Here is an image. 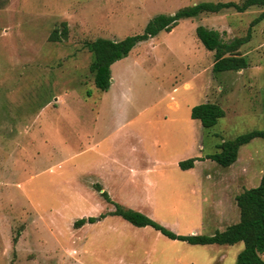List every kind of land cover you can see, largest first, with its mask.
Masks as SVG:
<instances>
[{
	"label": "rangeland",
	"instance_id": "1",
	"mask_svg": "<svg viewBox=\"0 0 264 264\" xmlns=\"http://www.w3.org/2000/svg\"><path fill=\"white\" fill-rule=\"evenodd\" d=\"M220 1L225 0H0V264H143L121 262L127 260L120 251L91 248L86 232L72 239L71 217L77 207H83L75 198L73 183L91 163L102 161L89 146L108 135L117 140L122 130L131 132L134 140L139 134V109L162 101L159 108L178 104L187 80L191 81L197 67L211 61L213 53L200 42L201 50L194 49L200 25L194 26L195 18L183 20L173 32L140 42L133 50L139 60L130 55L113 64L112 90L103 92L94 84L93 55L86 44L98 38L121 41L141 35L160 14ZM257 10L235 21L238 32L233 39L247 36L261 14ZM255 29L251 41L241 48L249 61L247 69L202 76L212 81L208 101H217L226 111L202 141V155L216 153L224 141L264 131V20ZM56 30L67 32L59 42L52 41ZM175 82L182 87L171 100L166 95ZM124 93L127 100L115 105ZM124 122L128 126L122 129ZM108 145L101 150L108 152ZM117 148H112L113 153ZM148 153L152 154L151 148ZM126 155L134 159L130 152ZM239 155L235 168L245 170L241 192L251 185L258 188L264 175V139L253 140ZM218 173L209 168L206 176L225 177ZM202 191L198 201L204 217L198 235L207 236L220 222L216 212L222 210V187L206 182ZM244 247L243 243L220 247L228 252L225 264L237 262L233 256ZM188 248L186 262L215 260L214 252ZM143 252H139L140 260ZM180 255L178 250L171 251L169 260L177 261ZM169 260L161 252L155 256L156 264Z\"/></svg>",
	"mask_w": 264,
	"mask_h": 264
},
{
	"label": "crops",
	"instance_id": "2",
	"mask_svg": "<svg viewBox=\"0 0 264 264\" xmlns=\"http://www.w3.org/2000/svg\"><path fill=\"white\" fill-rule=\"evenodd\" d=\"M220 2L228 3L230 0ZM257 9H261V14L264 12L263 7L253 6L245 12L226 9L220 13L201 14L195 18L194 26L197 27V24H199L208 29L216 30L225 36L226 41H230L238 32L235 21L246 14H257L259 11ZM256 26L253 28V35L257 31ZM197 41H195L194 49L201 50L199 42H202L199 39ZM133 50L130 55L139 60V54L133 53ZM212 57L211 61L209 59V63L196 68L195 73L193 72V76H191V81H184L186 82L183 87L185 93L178 104L159 108V105L164 103L162 101L156 106L141 107L139 109V134L135 135L134 140L133 136H130L131 132L127 131L125 133L122 130L117 140H111L113 138L108 135L88 147V150L96 151L102 161L91 163L86 173L74 180L73 184L77 195L75 198L83 207H77L71 217L69 231H74L72 234L73 240L86 232L88 246L103 251H120V255L126 257L127 260L121 262L156 264L155 256L159 252L169 260V252L178 250L182 255L178 257L177 261L172 259L166 261V264L198 263L185 261L186 258L189 259L187 255L188 252H191L189 250L191 248H188V245L191 244L172 240L149 226L136 227L120 216L111 215L116 207L102 197L97 190V186H100L103 192H107L113 202L148 216L177 235L189 236L194 233L198 235L199 230L203 228V222L200 219L204 217V209L201 207V201L198 200L203 198L202 189L204 184L206 182L220 184L222 191L219 192L221 196L219 203L222 210L216 212L220 222L216 231L207 236H212L219 231L223 232L228 227L240 222L238 221L240 210L236 197L245 190L241 192L240 185L245 170L241 172L240 169L235 168L240 163V155L235 164L227 168L223 167L226 170H221L218 163L207 159L210 155L201 154L204 149L202 141L208 131L203 128L199 120L191 117L192 109L195 106L211 102L207 98L211 93L212 81L208 78L203 79L202 76L211 71L213 72L214 60L212 59H214V53ZM181 84L175 82L170 85L168 90H171V88L173 90L166 97L172 100L173 94L180 92ZM111 88L108 92L112 90ZM127 98V94L124 93L122 100H115V105L124 103ZM197 98L200 101L189 105ZM211 103H217V101ZM121 108H124V106H121ZM144 124H146V127ZM125 126H128V122H124L120 128L123 129ZM106 143H109L108 147L110 149L108 148V152L101 150V147ZM146 145L148 146L146 147ZM116 147L118 148L113 153L112 148ZM148 148H151L152 154L148 153ZM127 152L131 153V156L134 157L133 160L127 158ZM116 153L119 154L116 155ZM122 155H124L123 159L120 158ZM190 158H201V160L195 163L194 168L182 170L180 163ZM201 168L203 169L202 172ZM209 168L218 170V175L224 173L225 177H221L219 180H214L213 175L207 177L206 172L209 173ZM251 186L249 189L256 188L253 187L256 185ZM192 210L195 211L194 214H192ZM88 218H97V221L87 223L80 228L74 226L77 221ZM192 219L196 220L193 224ZM182 229L186 230L185 233L182 232ZM48 231L54 233L52 229H48ZM82 241L84 240L82 239ZM191 246L202 247L205 249L203 251L214 252L215 260L213 262H202V264H225L228 252L220 247H233L235 245ZM217 249H221L222 252H217ZM141 251H144L145 257L142 255L140 260L139 252ZM242 251V248H240L233 256V260L234 258L238 260V256ZM128 252L131 256L130 259H127ZM133 253H135V259H133ZM71 254L74 256L75 251ZM71 254L68 253V255ZM71 261L82 262L73 259ZM232 264H237V262H232Z\"/></svg>",
	"mask_w": 264,
	"mask_h": 264
},
{
	"label": "trees",
	"instance_id": "3",
	"mask_svg": "<svg viewBox=\"0 0 264 264\" xmlns=\"http://www.w3.org/2000/svg\"><path fill=\"white\" fill-rule=\"evenodd\" d=\"M253 6L264 8V0H244L242 4L235 2H203L182 8L173 15L160 14L156 16L149 22L141 35L129 36L121 41L98 38L95 41L88 42L86 46L93 55L90 70L94 76V84L103 92L109 91L112 86L111 67L113 64L127 58L140 42L153 39L162 32H172L183 20L197 18L205 13H220L226 9L245 12ZM263 20L264 12L252 22L247 36L235 38L231 41L224 40L223 34L216 30L204 26H199L196 29L198 39L208 51L214 53V74L239 72L249 67V61L242 56L241 48L251 41L252 29ZM66 35L65 30H56L52 36V41L59 42ZM191 116L193 119L199 120L206 131H210L226 116V111L218 103L207 102L195 106L192 109ZM259 138L264 139V131L254 130L234 140L224 141L219 147L220 151L208 156L207 159L218 163L224 168L230 167L238 161L240 149ZM199 160L201 158L188 159L181 162L180 167L182 170L192 169ZM97 190L107 202L116 207L111 215L120 216L136 227L149 226L172 240L184 241L191 245L233 246L242 242L245 248L239 254L237 264H264V175L258 188L245 189L243 193L236 197L240 210V222L212 236L177 235L148 216L113 202L108 193L103 192L100 186H97ZM96 221L97 218L81 219L74 226L80 228L87 223H95Z\"/></svg>",
	"mask_w": 264,
	"mask_h": 264
}]
</instances>
